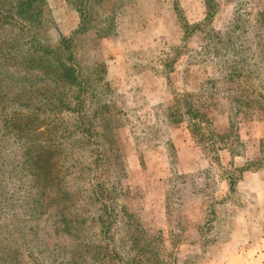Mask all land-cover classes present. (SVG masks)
<instances>
[{
	"label": "rangeland",
	"instance_id": "1",
	"mask_svg": "<svg viewBox=\"0 0 264 264\" xmlns=\"http://www.w3.org/2000/svg\"><path fill=\"white\" fill-rule=\"evenodd\" d=\"M47 1L55 24L50 42L86 24L74 35L81 66L103 62L114 103L127 109L113 128L124 200L138 221L162 236L157 259L149 253L129 264H264V206L259 213L258 202L244 200L238 185L242 167H264V144L234 141L240 129L264 133V73H245L252 68L246 62L229 81L205 46L211 33L214 41L234 39L243 54L237 60L252 53L264 0H215L209 19L204 0H105L91 2L83 21L67 0ZM232 27L240 32L237 40ZM183 95L204 113L193 135L195 121L185 114L180 122L167 118L168 108L184 111L176 105ZM227 145L245 160L224 165L220 149ZM123 238L120 232L114 238L118 249Z\"/></svg>",
	"mask_w": 264,
	"mask_h": 264
},
{
	"label": "trees",
	"instance_id": "2",
	"mask_svg": "<svg viewBox=\"0 0 264 264\" xmlns=\"http://www.w3.org/2000/svg\"><path fill=\"white\" fill-rule=\"evenodd\" d=\"M103 1L67 0L81 19L91 2ZM204 7L207 19L217 9L215 0H204ZM259 23L252 53L239 60L234 39L214 41L209 33L205 46L220 58L219 72L229 81L251 62L245 73H264V17L255 19V27ZM85 26L52 43L47 0H0V264H129L149 253L158 258L161 230L138 221L124 200L128 190L113 128L127 109L114 103L103 62L81 66L74 35ZM232 28L237 40L240 32ZM187 96L176 103L184 111L168 108L167 118L180 122L186 115L195 121L193 135L204 113ZM119 232L121 249L114 240Z\"/></svg>",
	"mask_w": 264,
	"mask_h": 264
},
{
	"label": "crops",
	"instance_id": "3",
	"mask_svg": "<svg viewBox=\"0 0 264 264\" xmlns=\"http://www.w3.org/2000/svg\"><path fill=\"white\" fill-rule=\"evenodd\" d=\"M238 136L240 140L244 143V145L249 146V144L252 145L256 141L258 142L257 144L260 145L262 139L264 138V133L260 135L259 133L256 134L254 130L240 129L238 130ZM241 154H243L242 151L239 153H236L235 156H232L228 145L220 149V155L222 156V163L224 165H230L231 160H237V159L245 160L244 158H242L243 156ZM263 172H264V167L262 166L261 168L260 167L256 168V170H253V169L244 170L242 172L243 173L242 177L244 179L240 180L238 184L242 188L241 194L244 200H248L249 201L248 203L252 201L253 202L255 201L256 203L258 202V204L255 205L256 206L255 209L257 208V210L259 209V207L264 206L263 205L264 204V177H262V175L264 174ZM258 212L260 213L259 210Z\"/></svg>",
	"mask_w": 264,
	"mask_h": 264
}]
</instances>
